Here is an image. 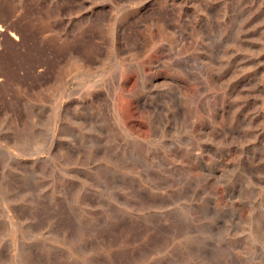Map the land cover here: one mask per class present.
Returning a JSON list of instances; mask_svg holds the SVG:
<instances>
[{"label": "rangeland", "instance_id": "obj_1", "mask_svg": "<svg viewBox=\"0 0 264 264\" xmlns=\"http://www.w3.org/2000/svg\"><path fill=\"white\" fill-rule=\"evenodd\" d=\"M0 264H264V0H0Z\"/></svg>", "mask_w": 264, "mask_h": 264}]
</instances>
